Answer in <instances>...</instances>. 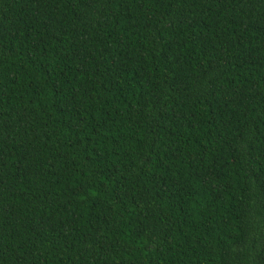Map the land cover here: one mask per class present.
I'll return each mask as SVG.
<instances>
[{
    "label": "trees",
    "instance_id": "trees-1",
    "mask_svg": "<svg viewBox=\"0 0 264 264\" xmlns=\"http://www.w3.org/2000/svg\"><path fill=\"white\" fill-rule=\"evenodd\" d=\"M0 264H264V0H0Z\"/></svg>",
    "mask_w": 264,
    "mask_h": 264
}]
</instances>
